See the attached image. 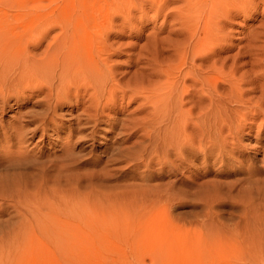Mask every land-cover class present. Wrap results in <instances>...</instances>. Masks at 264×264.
Masks as SVG:
<instances>
[{
    "label": "rangeland",
    "instance_id": "obj_1",
    "mask_svg": "<svg viewBox=\"0 0 264 264\" xmlns=\"http://www.w3.org/2000/svg\"><path fill=\"white\" fill-rule=\"evenodd\" d=\"M124 1L102 10L127 20V27L117 20L108 41L118 73L137 69L130 52L176 38L170 25L183 6L176 1L159 9L127 0L125 7ZM228 15L220 23L227 36L219 55L241 67L238 76L263 57L251 61L240 53L264 29V0ZM27 95L13 93L6 110L0 108V124L8 130H0V146L10 139L14 151L8 153L14 157L0 152V173L24 179L0 198V264H264V114L247 120L237 137L224 130L220 140L198 136L191 125L179 144L145 132L140 99L120 100L118 112L104 114L112 123L89 122L85 131L75 118L80 111L66 103L58 111V132L49 129L41 138V131L27 129L28 141L15 154L13 125L43 110L37 95ZM85 216L93 224L78 222ZM66 231L69 241L61 239Z\"/></svg>",
    "mask_w": 264,
    "mask_h": 264
},
{
    "label": "bare ground",
    "instance_id": "obj_2",
    "mask_svg": "<svg viewBox=\"0 0 264 264\" xmlns=\"http://www.w3.org/2000/svg\"><path fill=\"white\" fill-rule=\"evenodd\" d=\"M176 1L183 4L173 12L170 25V34L176 38L157 40L137 54L130 52L128 60L134 61L130 66L137 69L118 73L110 65L117 53L108 41L117 20L126 27L127 20L124 15L102 14L106 5L117 8L116 0H0V108L6 110L13 93L28 94V100L37 95L35 103L43 107L24 124L13 125L18 143L15 154L28 141L27 129L41 131V138L49 129L57 133L58 111L66 103L68 110L80 111L75 118L79 130L85 131L91 127L89 122L95 127L101 121L112 123L104 114L106 110L118 112L120 100L129 103L140 99L146 112L140 121L145 132L162 133L165 142L179 144L191 125L196 127V135L211 140L218 135L220 140L224 130L237 137L247 120L263 115L264 45L256 43H264V29L251 36L240 53L253 61L263 54L247 71L237 76L239 67L234 62L229 66V57L219 55L227 36L221 27L226 20L223 17L237 9H252L257 0H145L144 4H157L162 9ZM129 5L125 0L124 6ZM166 43L168 47L161 46ZM251 91L256 93L248 95ZM114 121L117 124L118 120ZM18 122L22 123L21 119ZM1 125L0 130H7ZM9 141L1 143L0 152L14 153ZM19 161H12L10 167ZM3 162L0 154V167ZM6 173H0V198L11 196L17 191V182L24 181L17 173ZM78 222L93 224L88 216L78 218ZM66 233L69 235L61 239L71 240V233Z\"/></svg>",
    "mask_w": 264,
    "mask_h": 264
}]
</instances>
